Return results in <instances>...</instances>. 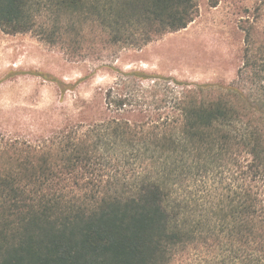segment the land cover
I'll return each instance as SVG.
<instances>
[{"label":"trees","instance_id":"obj_1","mask_svg":"<svg viewBox=\"0 0 264 264\" xmlns=\"http://www.w3.org/2000/svg\"><path fill=\"white\" fill-rule=\"evenodd\" d=\"M198 15L197 0H0L3 32L72 57L96 23L144 48ZM246 35L238 84L115 68L90 116L41 142L0 135V264H264V47Z\"/></svg>","mask_w":264,"mask_h":264},{"label":"rangeland","instance_id":"obj_2","mask_svg":"<svg viewBox=\"0 0 264 264\" xmlns=\"http://www.w3.org/2000/svg\"><path fill=\"white\" fill-rule=\"evenodd\" d=\"M197 3L199 15L186 29L144 48L113 43L96 23L85 29V51L77 57L36 32L7 34L0 29V135L41 142L68 123L90 116L102 92L116 82L115 68L197 84L247 80L246 74L240 76L246 62V30L252 33L255 50L264 47V0ZM209 260L193 255L180 264H212Z\"/></svg>","mask_w":264,"mask_h":264}]
</instances>
